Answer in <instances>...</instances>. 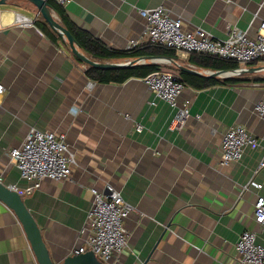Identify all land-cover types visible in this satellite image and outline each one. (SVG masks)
I'll use <instances>...</instances> for the list:
<instances>
[{"label":"crops","instance_id":"0c3cea01","mask_svg":"<svg viewBox=\"0 0 264 264\" xmlns=\"http://www.w3.org/2000/svg\"><path fill=\"white\" fill-rule=\"evenodd\" d=\"M158 5L180 18L183 28L201 27L220 39L231 26L255 36L264 18V0H72L60 6L77 27L125 49L144 25L138 9ZM17 13L35 26H20ZM40 17L26 0L0 5V181L17 191L29 185L8 150L30 127L66 134L75 157L68 178L45 179L21 194L52 261L62 262L83 243L90 188L103 191L107 185L133 207L124 220L127 247L111 264H236L235 242L245 229L257 231L256 242L264 246L252 208L255 195H264V166L258 169L264 161V120L254 110L264 94V79L254 78H264V72H246L248 80L241 83L184 86L177 107L186 106L188 116L175 126L177 107L156 98L142 78L120 84L89 79L87 64L68 44L39 29ZM175 56L183 67L206 71L189 56ZM234 124L257 144L223 166L221 137ZM251 179L261 188L243 190ZM0 264H38L21 223L1 200Z\"/></svg>","mask_w":264,"mask_h":264},{"label":"built area","instance_id":"2783aa9c","mask_svg":"<svg viewBox=\"0 0 264 264\" xmlns=\"http://www.w3.org/2000/svg\"><path fill=\"white\" fill-rule=\"evenodd\" d=\"M65 6L72 0H52ZM138 13L144 19L140 34L127 41L125 49L141 45L162 46L174 50L178 55L191 53L205 54L232 60L239 65L262 63L264 65V18L259 21L255 36H250L236 26L228 29L224 39L216 38L201 27L185 29L180 18L170 16L165 6L139 8ZM15 22L20 26H35L34 20L22 14H16ZM261 65L259 71H264ZM208 71V70H206ZM149 91L156 97L177 107L178 96L184 89L183 83L169 71L161 70L149 73L142 78ZM3 85L0 84V94ZM153 103V101H151ZM257 115L264 120V94L254 104ZM188 116L187 107H177L173 124L180 126ZM137 131L140 124H135ZM257 139L240 124L231 125L222 135L219 164L227 165L238 161L246 146H255ZM10 162L17 168L21 179L27 181L22 193H31L38 189L45 179H67L75 163L67 136L63 132L41 131L30 127L23 141L8 150ZM264 166L260 162L258 169ZM249 186L261 188V184L249 180L242 189ZM9 188L16 190L15 186ZM92 204L87 213L84 231L87 236L82 244L71 250V255L92 251L103 264H111L113 257L128 244V232L124 220L133 207L111 185L100 191L90 188ZM253 220L260 231H264V195H255L252 204ZM257 231L243 230L235 242L236 264H264V246L256 242Z\"/></svg>","mask_w":264,"mask_h":264},{"label":"trees","instance_id":"16d2710c","mask_svg":"<svg viewBox=\"0 0 264 264\" xmlns=\"http://www.w3.org/2000/svg\"><path fill=\"white\" fill-rule=\"evenodd\" d=\"M46 2L49 9L56 12L61 25L71 33L76 45L78 46V49L88 58L96 62L120 63L127 62L126 60L133 62V64L131 65L112 68H100L92 65H87L84 73L89 79L95 82L120 84L131 77L144 78L149 73L165 69L163 67H165L166 65L162 63H138V58L166 57L172 59L174 61V64L178 59L175 56L174 50L162 46L146 44L133 49L111 48L104 44L100 39L94 37L89 32L77 27L73 22H71V20L67 17L59 4L55 3L52 0H46ZM40 18L41 19L36 23L41 31H43L53 41H65L57 34L54 29H52L48 25V23L42 18V16ZM65 43L67 44L66 41ZM189 61L202 71H204V69L217 71L242 68L235 61L224 60L216 56L205 54L191 53L189 55ZM176 63L182 65L179 61H177ZM251 64L253 66L255 65L253 63H250L246 65V67H248L249 65L251 66ZM167 66H169V68L177 70V73H175V75L183 83L184 86L188 85L195 89H202L216 84L241 83L248 80L245 78V74L227 78H220L217 76H210L205 73H190L186 70L175 68V66L173 65ZM254 79L261 80L264 78L257 77Z\"/></svg>","mask_w":264,"mask_h":264},{"label":"water","instance_id":"95a60500","mask_svg":"<svg viewBox=\"0 0 264 264\" xmlns=\"http://www.w3.org/2000/svg\"><path fill=\"white\" fill-rule=\"evenodd\" d=\"M7 0H0V5L6 3ZM30 2L35 8L38 10V13L42 16V18L48 23V25L54 29L57 34L62 37L68 44L71 52L83 61L87 65H92L100 68H112L118 66H126L133 64L132 61L120 62V63H111V62H96L88 58L85 54H83L76 45L73 36L71 33L61 25L59 20L53 15L51 9L47 6L46 0H26ZM152 62H169L174 63V61L170 58L166 57H152L149 58ZM144 61L145 58H138L137 61ZM175 64L180 69L192 72L194 74H200L201 72L195 70L193 68H186L181 65ZM260 67H242L233 70H217V71H205V73L210 76H217L220 78H227L231 76L240 75L246 72H254L259 71ZM0 200L4 202L18 218L21 226L25 232L27 240L30 244V247L34 253L36 261L38 264H103L101 261L97 259L95 254L92 251H86L84 253L78 255H69L63 259L60 263H55L52 261L47 246L43 240L41 231L35 222L32 214L27 209L21 194L9 188L8 185L2 183L0 181Z\"/></svg>","mask_w":264,"mask_h":264},{"label":"rangeland","instance_id":"374dc122","mask_svg":"<svg viewBox=\"0 0 264 264\" xmlns=\"http://www.w3.org/2000/svg\"><path fill=\"white\" fill-rule=\"evenodd\" d=\"M53 13V12H52ZM53 15L56 17V15L53 13ZM57 18V17H56ZM168 64H170L169 62H167ZM261 65H263L262 63H256L254 66L251 64V66L249 65L248 66V68H252V67H254V68H258V67H262ZM240 67H243L242 65H239ZM264 66V65H263ZM164 70H166V71H169V72H171V73H173V74H175V71L173 70V69H164ZM261 72H264V71H261ZM245 74V73H244Z\"/></svg>","mask_w":264,"mask_h":264}]
</instances>
